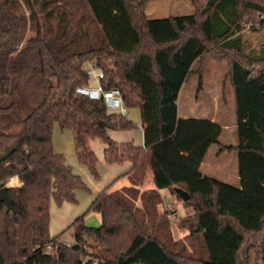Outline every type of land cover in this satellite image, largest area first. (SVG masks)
I'll return each mask as SVG.
<instances>
[{"label": "trees", "instance_id": "obj_1", "mask_svg": "<svg viewBox=\"0 0 264 264\" xmlns=\"http://www.w3.org/2000/svg\"><path fill=\"white\" fill-rule=\"evenodd\" d=\"M192 14L147 18L138 0H0V189L11 177L21 185L8 188L14 209L0 200V264H249V236L262 234L256 246L264 264V55L246 51L244 22L264 13V0H208L203 9L193 0ZM228 63L235 91L238 143L220 151H237L240 187L213 179V191L175 181L158 161L153 146L117 142L110 132L137 126L76 88L94 84L85 71L94 61L103 71V89H120L123 105L138 107L146 124V93L154 90L159 142L178 126L182 85L199 69L198 93L207 57ZM149 59L146 80L139 65ZM149 77V80L147 79ZM151 103V102H150ZM70 130L78 161L98 177V158L89 139L104 145L108 164L128 162L130 186L114 190L111 182L93 199L87 213L51 237L50 199L58 205L77 202L75 190H89L81 177L55 153V124ZM149 175L155 187L141 190ZM16 178L10 185H16ZM191 192L177 229L188 230L197 248L175 238L169 213L160 211V191L181 199L176 189ZM102 217L98 227L86 214ZM72 230L73 243L63 244ZM51 246L54 253L47 250ZM91 250V252L89 251ZM85 258H87L85 260Z\"/></svg>", "mask_w": 264, "mask_h": 264}, {"label": "rangeland", "instance_id": "obj_2", "mask_svg": "<svg viewBox=\"0 0 264 264\" xmlns=\"http://www.w3.org/2000/svg\"><path fill=\"white\" fill-rule=\"evenodd\" d=\"M143 2L144 10L146 12L147 18L150 19H163V17L170 16H179L192 14L196 11L195 6L193 5V0H138ZM199 6L197 8L203 9V3L205 0H198ZM264 16V13L257 15V18L254 20L244 22L242 36L247 43L246 51L248 54L253 57H258L264 55V20L260 27L253 26L257 23L259 17ZM143 74L142 78L144 82L146 80V70L149 67V59L144 58L142 63L138 66ZM201 63H196L193 67L195 74L190 77L189 81L184 85V89L179 100L180 111L188 109L191 111V106H195V96L199 89V69ZM203 72V84L202 89L205 87L206 93L216 94L215 97L208 96V107L212 113V118H217L218 122H222L230 125L231 128L228 131L220 132L208 131L214 135H218L219 139L225 145L236 144L238 142V133L236 128L233 127V124L236 122L237 117L234 112V101L235 91L230 82L225 83L226 77L228 76V63L226 61L219 62L214 57H207L205 62H203V67L201 69ZM149 80V77H147ZM149 83V82H148ZM148 87V86H147ZM197 99V98H196ZM154 104L145 102V117L149 123V129L154 121ZM126 117L131 120L137 126L132 130H120L112 132L111 136L114 140L120 142H133L136 146H142L144 143V135L142 131L143 122L141 120V110L138 107L128 108ZM151 131V130H150ZM222 135V136H220ZM53 147L54 152L63 154L67 160V164L73 170V173L79 175L82 181L87 185L89 190L82 188H77L75 190V197L77 202L69 203L65 202L62 205H58L56 201L52 198L50 199V226L49 232L51 237L60 235V233L65 230L68 226L72 225L75 220L85 213H87L91 203L93 202L94 197L105 189L114 178L120 174L121 171L125 169V166L129 163H120V164H108L104 159V148L105 145L99 139H89V147L95 152L98 161L96 164L98 177H95L89 168L81 164L78 161L77 153L75 150V140L73 133L70 130H62L59 124L54 125L53 133ZM223 145V144H222ZM224 146V145H223ZM219 146L216 143H210L208 148L215 150ZM160 151V150H159ZM161 154V152H160ZM228 158L233 159V164L237 160L238 153L236 151L226 154ZM161 156V155H160ZM233 157V158H232ZM236 166V164H235ZM237 167V166H236ZM17 178L16 185H10L11 179ZM4 186H20L21 182L18 176L11 177ZM145 184L142 187L145 190L153 189L154 184H152V179L149 175L146 176L144 180ZM232 183L234 181H231ZM190 194L192 193L189 192ZM162 198V203L159 206V210H166L168 213L175 215V218H170V223L172 229L175 230V238L180 239V241L187 247V252L194 251L197 248V256L202 253V249L197 244L196 241L192 242L188 236V230L181 231L177 229L178 223L185 217L187 208L184 206L182 199L173 196L169 191L160 192ZM102 223V217L97 212H90L86 214L85 224L88 227H98ZM74 232L72 230L64 234L63 239L69 243H73L72 235ZM262 239V234L249 236L247 239V247L253 246L249 252L250 262L249 264H258L256 258V246L260 243ZM47 250L51 253H54L55 250L51 246L46 247ZM91 252V250H89ZM87 258H85L86 260Z\"/></svg>", "mask_w": 264, "mask_h": 264}, {"label": "crops", "instance_id": "obj_3", "mask_svg": "<svg viewBox=\"0 0 264 264\" xmlns=\"http://www.w3.org/2000/svg\"><path fill=\"white\" fill-rule=\"evenodd\" d=\"M207 2L208 0H205L203 6H205ZM189 79L182 85L177 101L179 122L173 136L165 142H159L156 135L157 120L154 117L151 129H149V123L147 121L146 124L142 125L144 135V144L142 146H153L158 161L166 170L169 169L172 172L175 181L187 182L190 187L197 186L203 189L206 193H211L213 191V179L221 180L229 185L232 184L236 187H240L241 180L239 178L238 155L237 160L235 161L236 167L235 164H233V159H231V157L228 158L226 155L227 153H232L234 151L222 152L219 147L215 150L209 149L208 146L210 143L206 142V140L201 137L203 134L210 135L215 137L219 143L227 147L235 146L238 143L225 145L220 141L218 135L216 136L214 135L215 133L212 134L211 132H208L216 130V132L222 131L225 133V131H228L231 128L230 125L228 126L225 123L218 122L217 118H212L211 116L212 113L210 112L208 102L206 101L208 100V96L213 98L216 94L212 95L211 93H206L204 87L201 92L198 93L197 91L195 96L196 105L194 107L191 106V111L188 109H184L182 112L180 111L179 100L184 85ZM147 86L149 90H147L146 98H148L149 103L154 102V90L150 86V83H147ZM234 99L235 98L233 97V101ZM233 103L235 112V101ZM236 122L233 124L234 128H236ZM112 132H110V136ZM130 168L131 164L129 163L125 166V169L114 178L113 181H115V184L112 187L114 190H121V188L131 185L128 176L125 175ZM231 181L234 182L232 183ZM152 184L154 183L152 182ZM154 187L155 184L153 188ZM141 190L145 189L141 188Z\"/></svg>", "mask_w": 264, "mask_h": 264}, {"label": "built area", "instance_id": "obj_4", "mask_svg": "<svg viewBox=\"0 0 264 264\" xmlns=\"http://www.w3.org/2000/svg\"><path fill=\"white\" fill-rule=\"evenodd\" d=\"M264 16L257 19V23L253 26L260 27ZM85 71L89 74L90 79L94 84L87 86L77 87V93L81 96L88 97L91 100L103 101L104 104L113 112L120 113L122 115L127 114V108L123 105L122 94L120 89L106 90L101 86V80L104 78L103 71H101L94 61H90L86 64ZM169 217L175 218V215L169 213ZM64 245H70L68 241H63Z\"/></svg>", "mask_w": 264, "mask_h": 264}, {"label": "water", "instance_id": "obj_5", "mask_svg": "<svg viewBox=\"0 0 264 264\" xmlns=\"http://www.w3.org/2000/svg\"><path fill=\"white\" fill-rule=\"evenodd\" d=\"M15 148V145H10V147L6 148L5 152L1 154L0 158L4 160L9 158L10 154L15 150ZM8 188V186H5L0 189V200L7 204L8 212H12V210L14 209V205L11 198L8 196ZM176 192L183 202H186L191 199V194L185 189L183 190L181 188H177Z\"/></svg>", "mask_w": 264, "mask_h": 264}]
</instances>
